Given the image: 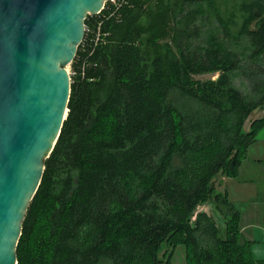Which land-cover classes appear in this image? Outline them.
I'll use <instances>...</instances> for the list:
<instances>
[{
  "label": "trees",
  "instance_id": "1",
  "mask_svg": "<svg viewBox=\"0 0 264 264\" xmlns=\"http://www.w3.org/2000/svg\"><path fill=\"white\" fill-rule=\"evenodd\" d=\"M85 24L17 264H173L163 245L185 247L186 264H264L216 186L264 127L245 130L264 108V0L228 18L219 0H118ZM210 203L224 228L198 212Z\"/></svg>",
  "mask_w": 264,
  "mask_h": 264
},
{
  "label": "water",
  "instance_id": "2",
  "mask_svg": "<svg viewBox=\"0 0 264 264\" xmlns=\"http://www.w3.org/2000/svg\"><path fill=\"white\" fill-rule=\"evenodd\" d=\"M109 0H0V264H17L23 222L68 113L88 16Z\"/></svg>",
  "mask_w": 264,
  "mask_h": 264
},
{
  "label": "crops",
  "instance_id": "3",
  "mask_svg": "<svg viewBox=\"0 0 264 264\" xmlns=\"http://www.w3.org/2000/svg\"><path fill=\"white\" fill-rule=\"evenodd\" d=\"M264 119L261 110L250 116L253 121ZM217 190L239 210L241 234L250 243L252 256L264 260V127L247 152L237 178L219 177Z\"/></svg>",
  "mask_w": 264,
  "mask_h": 264
},
{
  "label": "rangeland",
  "instance_id": "4",
  "mask_svg": "<svg viewBox=\"0 0 264 264\" xmlns=\"http://www.w3.org/2000/svg\"><path fill=\"white\" fill-rule=\"evenodd\" d=\"M242 1L243 0H222V1L219 0V7H220V10H221L223 17L228 18L230 16V13H232L235 10V6H237V4L241 3ZM221 2H222V4H221ZM238 19H239L238 20V23H239L240 22L239 15H238ZM215 24H217L216 21H215ZM196 79H198L200 81L216 80L217 75L209 74V75L196 77ZM249 128H250V121H248L246 123L245 130L249 131ZM216 184L218 185V181L216 182ZM198 212H203V213L209 214L210 216H213V218L217 221L218 225L221 228L225 227V224L222 220V217L215 210V205L210 203V204H206L204 206H201L198 209ZM172 253L174 254L173 264H186V248L185 247H177L176 249H174L173 247H171L169 245H163L162 246V249L160 252L161 256L164 254L169 255Z\"/></svg>",
  "mask_w": 264,
  "mask_h": 264
},
{
  "label": "built area",
  "instance_id": "5",
  "mask_svg": "<svg viewBox=\"0 0 264 264\" xmlns=\"http://www.w3.org/2000/svg\"><path fill=\"white\" fill-rule=\"evenodd\" d=\"M108 3H110V4H112V5H114V6H117V4H118V0H109L107 3H106V5L104 6V8H103V10L101 11V13L103 12V11H105L106 10V6H107V4ZM101 13H99L98 15H100ZM98 15H96V16H98ZM92 33V31H91V29H87V27H86V30H85V38H84V40H83V42L81 43V45L79 46V48L81 47V46H83V44H84V42H85V39H86V36L87 35H90ZM108 34H101L100 33V30L98 29V31H97V33H96V38H95V44L97 43V42H99V40H100V36H107ZM79 50V49H78ZM76 58V57H75ZM74 62V61H73ZM73 64V63H72ZM72 64L67 68V71H68V74H69V76H70V78H72V77H74L75 76V72H74V70H73V67H72ZM72 81V80H71ZM261 111H262V113H263V115H264V108L263 109H261Z\"/></svg>",
  "mask_w": 264,
  "mask_h": 264
}]
</instances>
